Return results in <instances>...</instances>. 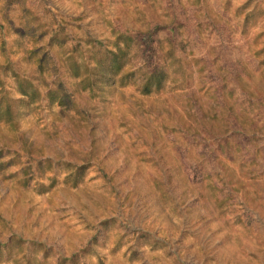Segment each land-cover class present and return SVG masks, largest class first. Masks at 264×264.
Wrapping results in <instances>:
<instances>
[{"label": "rangeland", "instance_id": "rangeland-1", "mask_svg": "<svg viewBox=\"0 0 264 264\" xmlns=\"http://www.w3.org/2000/svg\"><path fill=\"white\" fill-rule=\"evenodd\" d=\"M0 264H264V0H0Z\"/></svg>", "mask_w": 264, "mask_h": 264}]
</instances>
